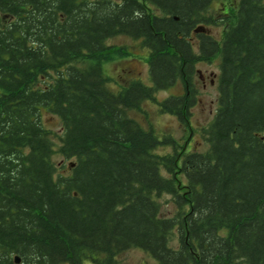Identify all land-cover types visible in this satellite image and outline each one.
I'll list each match as a JSON object with an SVG mask.
<instances>
[{
  "label": "trees",
  "instance_id": "16d2710c",
  "mask_svg": "<svg viewBox=\"0 0 264 264\" xmlns=\"http://www.w3.org/2000/svg\"><path fill=\"white\" fill-rule=\"evenodd\" d=\"M210 1L0 0V264H116L131 247L156 264H264V0H238L220 39L193 31L214 24ZM121 34L146 48L149 84L107 87ZM216 56L206 149L128 114L180 82L157 103L186 123L196 63Z\"/></svg>",
  "mask_w": 264,
  "mask_h": 264
},
{
  "label": "rangeland",
  "instance_id": "374dc122",
  "mask_svg": "<svg viewBox=\"0 0 264 264\" xmlns=\"http://www.w3.org/2000/svg\"><path fill=\"white\" fill-rule=\"evenodd\" d=\"M238 0H213L208 13L211 15L214 24L208 23L205 26L208 33L220 39L224 27L232 18ZM198 25V24H197ZM195 38L196 34H192ZM110 50L105 52L106 58L102 71L104 76L108 77L107 87L113 90L119 89L123 84L132 80H139L149 84V76L146 64L147 50L142 45L141 40L134 39L127 35H116L106 41ZM113 57V58H112ZM218 57H213L209 62L197 63L196 68L202 71L208 70L215 74V84L213 87L201 89L197 83L196 76L194 85L196 87V101L190 108V115L186 123H181L177 118L170 114L161 112L158 101L168 95H179L183 92V86L180 82L167 89L156 93V101L147 100L142 102L140 110H129L128 114L137 120L144 128H152L158 135H171L177 144L183 146L185 151L206 149V142L201 133V128L207 126L213 118L217 107V75H218ZM43 122L47 128L55 131L60 128V121L56 116L43 111ZM170 146H161L157 152H168ZM55 163L60 167L61 164H68L70 160L63 161L57 154L53 156ZM116 264H156L155 260L145 251L139 248L131 247L117 255Z\"/></svg>",
  "mask_w": 264,
  "mask_h": 264
},
{
  "label": "flooded vegetation",
  "instance_id": "af4514ba",
  "mask_svg": "<svg viewBox=\"0 0 264 264\" xmlns=\"http://www.w3.org/2000/svg\"><path fill=\"white\" fill-rule=\"evenodd\" d=\"M88 1H90V0H88ZM212 1L213 0L210 1L209 5H208V9H210V5H211ZM144 5H145L146 12L154 13L158 17H162L164 15V13H162L158 7L154 6L151 3L145 2ZM202 62H209V61H206V60H198L197 61V63H202ZM195 72H196L195 75H197L196 81L198 84L201 85V89H206L207 87H213L214 86L216 76H215V74H213V72L208 71V70L202 71V70L197 69L196 67H195Z\"/></svg>",
  "mask_w": 264,
  "mask_h": 264
},
{
  "label": "water",
  "instance_id": "95a60500",
  "mask_svg": "<svg viewBox=\"0 0 264 264\" xmlns=\"http://www.w3.org/2000/svg\"><path fill=\"white\" fill-rule=\"evenodd\" d=\"M193 31L194 32H205L206 30H205V27H203L202 25H200V26H197L196 28H194ZM14 260H15L16 263H18L19 262L18 256H15L14 257Z\"/></svg>",
  "mask_w": 264,
  "mask_h": 264
}]
</instances>
